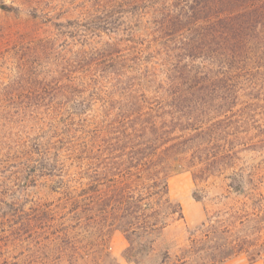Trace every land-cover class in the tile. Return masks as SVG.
<instances>
[{"label":"rangeland","instance_id":"1","mask_svg":"<svg viewBox=\"0 0 264 264\" xmlns=\"http://www.w3.org/2000/svg\"><path fill=\"white\" fill-rule=\"evenodd\" d=\"M86 1L0 0V264H254L252 256L264 264V58L215 80L213 93L200 101L202 163L190 148L168 178L183 219L169 224L141 256L129 258L125 237L104 220L79 221L66 204L60 186L76 185L87 161L69 154L44 162L11 154L12 145L26 139L49 142L54 153L79 137L80 127L86 126V137L93 122L110 123L103 117L102 92L109 86L111 59H77L83 49L87 55L100 48L109 28L88 16ZM134 34L138 42L145 39L139 28ZM127 49L121 43L113 58L123 60ZM140 65L127 75L134 83L142 84L144 68L148 76L154 70L156 80L163 78L152 62ZM79 78L100 82L93 90L100 96L92 98L88 88L84 115L61 117L51 102L73 93ZM145 94L152 104L153 89ZM114 106L107 105L108 113Z\"/></svg>","mask_w":264,"mask_h":264},{"label":"trees","instance_id":"2","mask_svg":"<svg viewBox=\"0 0 264 264\" xmlns=\"http://www.w3.org/2000/svg\"><path fill=\"white\" fill-rule=\"evenodd\" d=\"M86 2L88 16L102 20L109 28L103 31L107 39L100 48H91L87 55L80 49L77 59L97 54L111 59L109 86L102 92L103 117L110 123L93 122L86 137L82 132L86 126L80 127V136L71 137L54 153L49 142L34 144L27 139L13 144V153L10 146L6 150L8 155L36 156L41 162L48 161L50 155L66 158L67 154L76 162L87 161L76 185L60 186L65 190L66 204L79 221L104 220L125 237L129 258L141 256L169 224L183 219L180 204L169 195L168 178L190 148L193 158L201 162L197 129L203 107L200 101L205 93H213L215 80L242 73L264 58V0ZM137 28L145 33L140 42L134 34ZM123 42L128 49L117 62L113 56ZM150 62L163 78L156 80L154 70L148 76L146 68L142 84L127 76L140 64ZM99 83L79 78L73 93L51 104L58 107L55 111L61 117L70 114L78 119L86 111L88 88L93 98ZM149 87L154 93L152 104L145 94ZM113 104L114 113H108L107 105ZM213 159L210 164H214ZM229 187L235 186L231 182ZM260 259L252 256L250 261Z\"/></svg>","mask_w":264,"mask_h":264},{"label":"crops","instance_id":"3","mask_svg":"<svg viewBox=\"0 0 264 264\" xmlns=\"http://www.w3.org/2000/svg\"><path fill=\"white\" fill-rule=\"evenodd\" d=\"M254 264H256V263H254Z\"/></svg>","mask_w":264,"mask_h":264}]
</instances>
